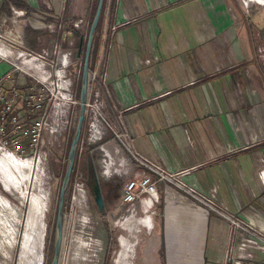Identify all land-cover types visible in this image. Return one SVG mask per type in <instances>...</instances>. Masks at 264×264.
<instances>
[{
  "label": "crops",
  "instance_id": "0c3cea01",
  "mask_svg": "<svg viewBox=\"0 0 264 264\" xmlns=\"http://www.w3.org/2000/svg\"><path fill=\"white\" fill-rule=\"evenodd\" d=\"M24 1L29 7L28 16L20 19L40 33L47 22L61 25V32L56 35L62 34L67 45L62 42L61 52L67 48L69 55L75 49L73 43L76 42L77 50L81 47L84 30H89L100 1L91 52L87 51L86 93L90 88V95L85 93V98L99 103L105 119H118L135 152L149 163L166 171L184 166L194 178H186V182L228 213L254 224L264 220V185L259 178L255 180L256 171L264 169V56L253 50L255 44H264V32L251 22L255 13L253 0H244L246 5L240 6L238 1L243 0H71L67 4H63L65 0ZM41 1L47 4L46 12L39 6ZM8 7L0 9V22L10 16ZM76 19L81 20L80 29L73 26ZM21 24L18 29L22 31ZM44 33L46 37L48 34ZM109 38L114 39L110 46L112 59L105 67ZM85 47L86 42L83 56ZM101 50L105 54L100 59ZM5 68L0 66V70ZM81 69L82 65L80 78ZM86 117L82 113V121ZM82 121L76 144L83 136ZM89 160L94 172L91 156ZM98 163L107 168L106 175L118 171L112 169L111 158H99ZM135 163V170L126 160L118 166L125 164L123 174L127 178L148 173L154 180L155 175L143 163ZM198 181L205 187L214 184L217 188L213 186L207 193L197 185ZM97 184L100 188L98 180ZM169 185L155 182L156 195L158 192L162 198ZM220 188L225 205L212 196ZM100 194L103 200L101 190ZM155 202L156 206L160 204ZM136 203L134 210L139 206L142 212L154 205L146 198ZM251 204L256 207L251 209L254 213L247 209ZM121 205L118 201L117 207ZM195 215L188 216L186 228L181 229L190 237L186 243L189 251L185 252L181 242L177 249L172 245L162 255L165 247L160 239L162 250L153 257L152 264H170L171 250L182 254L178 256L181 260L188 253L190 257L197 255L198 264H224L227 250L231 248L234 253L246 236L241 230L229 233L225 220L215 213ZM138 225L150 229L151 218L123 216L121 227L129 231V236L118 238L115 254L124 251L128 259L135 243L130 236L135 238L133 232ZM196 225L203 230L200 236H193ZM243 261L264 264V253L255 252Z\"/></svg>",
  "mask_w": 264,
  "mask_h": 264
},
{
  "label": "rangeland",
  "instance_id": "374dc122",
  "mask_svg": "<svg viewBox=\"0 0 264 264\" xmlns=\"http://www.w3.org/2000/svg\"><path fill=\"white\" fill-rule=\"evenodd\" d=\"M58 1L61 2L63 0ZM70 1L71 0H65L63 4H67ZM117 2L119 1H116V3ZM238 2H240L239 6L240 4H245L243 3L244 0ZM251 3L252 9H254L255 12L253 17H251V22L258 24L257 28L260 27L264 32V1L260 2L259 0H253ZM46 5V2L44 3L42 1L39 4V6H43L42 10L45 12L47 11ZM11 6L17 8L13 5ZM8 8H10V6ZM27 16L26 13L24 19ZM24 19H20L18 22L20 24L22 23L23 29L22 31L19 29V32L24 47L28 51L40 52L43 50L47 57L50 55L54 46H57L61 51L60 46L63 43L67 45V42L62 40V34L60 33L57 37L56 29L50 30L46 27V24L45 27L40 30L41 33L47 32L49 37L47 35L46 37H41V41H34L31 43L29 41V36L34 29H30L28 23L23 22ZM75 21H77V19ZM53 24H55V26L58 25L57 23ZM81 24L82 23L78 24L76 27L80 29ZM87 30V28L84 30L85 33L82 35L80 41L82 44L81 47L79 46L78 50L76 42L72 44V49H75L70 52V63L68 67L65 68L64 74L66 79L70 78L69 81L71 82L70 91L68 93H75L74 98L77 102L80 80L79 70L84 58L83 49ZM3 35L7 39L10 37L7 33H3ZM10 39L14 40L13 37ZM112 40L114 39L109 38L108 47L105 48V67L112 59V50L110 48L113 42ZM66 50L67 48L63 51ZM253 50L264 56V44H255ZM75 54L77 55L75 56ZM104 54L105 51L101 50L99 55L100 59L104 58ZM90 55L92 56V54ZM17 59L18 61L21 60L20 56ZM14 79L15 86L17 87L19 85L20 90H24L26 85H30V80L24 77V75L15 74ZM5 84L6 86L11 85L10 82H5ZM17 103L20 104L19 101ZM89 104L93 105V107H98V110L93 108L90 112L86 111L87 117L82 121L83 136L81 142L76 144L77 147L74 152V161L69 174L70 177H68L69 180H67L64 188L67 190V194L63 201V209L61 211L62 237L59 244L61 249L57 264H101L105 247L100 246H105L104 242H110L111 246L113 244L112 251L108 255L107 262L109 264H152L154 261L153 257L158 255L161 249L160 239L163 240V246L165 247L162 255L167 254V250L171 249L172 245L177 249L181 242H183L181 245L184 246L185 252L189 251V245L187 246V244L189 243L190 237L187 235L186 230L183 231L181 229L186 228L188 216L191 217L195 214L205 215L208 210L200 201L198 202L192 198L186 191L179 190V188L170 181H162L163 183H170L171 186L169 185L170 187L168 189L165 188L167 192H164L163 195L161 194L162 198L160 197V193L157 192L155 200L161 205L159 204L156 206V202L154 201L155 206L151 205L146 212H142L139 206L137 209L135 208L136 212L134 217L148 215L151 218L150 229L139 225L136 227L135 232H133L135 238L133 239L130 236V240H135V243L133 244V249L128 259L124 251L120 252V254H115L119 249L118 238L120 236H129V231L127 232L121 227V218L127 216L124 209L125 207L123 205L117 207L122 192L121 186L127 178L126 174H123L125 164L121 166H118V164L126 160L129 167H133L135 170V162L140 164H142V162L131 156L123 140L115 136V134L120 133L122 130L118 119H105V116L99 110V103L89 100ZM78 108L79 102L78 104L72 105L70 102L63 101L62 105L58 108L60 111L57 112V124H54L52 121L56 119V116L51 115L47 120V122H52L50 124L55 125L57 132L50 133L48 131H42L38 143V150H35V152L27 150L23 153L22 157L28 155L29 158L34 155L39 157L36 171L30 168V163L27 160H24L25 162L22 163L18 162V164H13L12 160L8 161V168L5 166V163L0 160V264H49L53 250L52 227L55 223L54 218L59 194L58 189L63 177L69 143L76 125ZM19 109L20 116L26 113L25 107ZM97 112H100V114H97ZM100 115L103 118L100 117ZM94 129L102 131V134L95 132ZM97 136H100L99 139H97ZM89 156H91L94 162L93 173L96 174L95 177L97 176L96 179L99 182L103 195L102 211H99L97 206L93 203L87 185L88 167L92 168ZM99 158H106L107 160L111 158L113 160V165H111L113 167L112 169L116 168L118 170L116 171L117 173L110 172V175L104 174L105 168L101 163H98ZM88 163L89 166L87 165ZM183 169H185L184 166L183 168L168 169V171H180ZM258 170L255 173L256 182L258 181ZM34 171L35 176L33 177ZM78 173L81 174L79 180L76 179V174ZM186 178H190L194 181L190 173L184 175L182 180L186 182ZM79 183H82V186H75V184ZM197 183V185H200L207 193L210 192L213 186L217 188L214 184L213 186L205 187L201 185L199 181ZM212 196H214V198L216 197V199L221 202L220 204L225 205V195L221 188L219 190H214ZM136 204L137 203H135V205ZM111 205L114 206V208H112ZM253 208L256 207L251 204L247 209L252 211L251 209ZM144 209L142 205V210L144 211ZM252 212L254 213L255 211ZM155 214L158 215L156 216V220H154ZM155 222L156 225L154 226ZM196 227L198 228L197 231L193 233V236H200L203 230H201L198 225H196ZM35 230L36 233L34 232ZM166 241H168V243H166ZM123 243H125V241ZM170 253L173 255L171 256L172 258L170 257L171 259L168 258V260H172L170 264H198L200 262L197 255L190 257V254L186 253L185 259L181 260L178 256L182 254H179L177 250H171ZM113 257L115 259L114 262ZM122 259L125 260L124 263ZM162 260L163 262L165 261L164 259Z\"/></svg>",
  "mask_w": 264,
  "mask_h": 264
},
{
  "label": "built area",
  "instance_id": "2783aa9c",
  "mask_svg": "<svg viewBox=\"0 0 264 264\" xmlns=\"http://www.w3.org/2000/svg\"><path fill=\"white\" fill-rule=\"evenodd\" d=\"M9 12L10 16L3 17L0 22V45L2 47L4 45L3 49L0 50V66L5 65L6 67L0 70V155L3 157L13 155L21 158L27 150L32 152L38 150L42 131L57 132L55 125L50 124L52 122H47V120L51 115L56 116V119L52 121L57 124V112L60 111L58 108L63 101L70 102L72 105L78 104L79 101L75 100V93H68L71 87L70 81L64 75L65 68L70 63L69 52H61L57 46L53 47L47 57L43 50L40 52L28 51L24 47L18 29L20 17H25L26 11L22 8L10 6ZM80 22L81 20L75 21L73 26L76 27ZM46 27L50 30L56 29V32L61 30L59 24L55 26L53 23H46ZM2 32L7 33L10 37L7 39ZM11 37L14 40L10 39ZM7 42L11 43L13 47L10 52L7 48L9 45ZM19 56L21 60L18 61ZM37 61L41 62L40 66L35 64ZM57 70H60V75L56 72ZM15 74L27 77L30 80V85H26L24 90H20L19 86L15 87ZM89 78L88 86L94 78V72L89 74ZM5 82H10L11 85L7 87ZM86 94L90 95V88ZM18 101L20 104L17 103ZM84 101L83 115L93 108L97 110V107L89 104L88 97ZM21 107H25L26 112L22 116L19 115V108ZM97 114L99 113L97 112ZM100 117L102 116L100 115ZM115 136L123 140L131 156L140 160L155 175L154 180L151 179L148 173L134 174L125 179L121 186L122 192L119 203L125 207L127 216L135 215L134 204L136 201L142 203L145 198L151 204L155 201V182L170 181L180 190L186 191L192 198L198 202L200 201L208 211L223 218L229 233L235 230L246 233L244 239L235 247L234 253H231L230 248L224 254V264H249L243 260L251 258L255 252L264 253V220L260 219V223L254 224L246 219L238 218L230 212L228 213L216 204L211 197L204 195L199 190L197 191L192 184L182 180V177L188 173L187 169L166 171L157 164L149 163L135 152L125 129L115 134ZM80 142L81 138L79 139ZM106 171L108 172L105 167L104 172L106 173ZM80 176L81 174H76V179L79 180ZM258 178L260 183L264 185V169L259 170ZM75 186L80 187L82 183L75 184ZM142 195L146 197H141Z\"/></svg>",
  "mask_w": 264,
  "mask_h": 264
},
{
  "label": "water",
  "instance_id": "95a60500",
  "mask_svg": "<svg viewBox=\"0 0 264 264\" xmlns=\"http://www.w3.org/2000/svg\"><path fill=\"white\" fill-rule=\"evenodd\" d=\"M100 4L101 2L99 1L97 3V6L94 10V15L90 21V25H89V30H88V33H87V36H86V47H85V52H84V59H83V64H82V73H81V78H80V89H79V97H78V101H79V109H78V118H77V121H76V125H75V128H74V133H73V136L70 140V143H69V148H68V151H67V155H66V163H65V167H64V171H63V177H62V180H61V184H60V187H59V194H58V198H57V202H56V205H57V208H56V215H55V223H54V242H53V255H52V258L49 262V264H56L57 262V258H58V255H59V244H60V240H61V237H62V234H61V229H62V219H61V198H62V195H63V192H64V188L66 186V182L68 180V177H69V171H70V168H71V165L73 163V156H74V152H75V149H76V142H77V139H78V136H79V128H80V124H81V121H82V113H83V109H84V103H85V93H86V75H87V69H86V64H87V51L89 49V46H90V40H91V36L94 32V29H95V25H96V22H97V18H98V15H99V8H100ZM89 166V163L87 164ZM88 176H87V185L89 187V190H90V194L92 196V201L93 203L97 206L98 210L101 211L102 210V207H103V203H102V200H101V194H100V189L98 188V184H97V180H96V177H95V174L93 173V169L92 168H89L88 167V172H87Z\"/></svg>",
  "mask_w": 264,
  "mask_h": 264
},
{
  "label": "bare ground",
  "instance_id": "6f19581e",
  "mask_svg": "<svg viewBox=\"0 0 264 264\" xmlns=\"http://www.w3.org/2000/svg\"><path fill=\"white\" fill-rule=\"evenodd\" d=\"M9 45L7 46V48H8V50H9V52L10 51H12V49H13V47H12V44L11 43H9V42H7ZM2 44V43H1ZM3 47H4V45H3ZM3 47L0 45V50H2L3 49ZM23 59V58H22ZM24 59H27V58H24ZM35 64H38V66H40L41 65V62H36ZM60 71V70H59ZM58 70L56 71V72H58V74L60 75V72H59ZM29 156V155H28ZM28 156H25V157H21V158H17V157H15V156H13V155H9V156H6V157H3L2 155H0V160H2L4 163H5V166L8 168V166H7V163H8V161H13V164H18V162H20V163H22V162H25L24 160H27L30 164H29V166H30V168L31 169H34L35 171L37 170V168H38V163H39V157L38 156H33V157H31V158H29ZM32 158H34V159H32ZM35 171H34V175H33V177L35 176ZM30 213H31V211H30ZM30 217V216H29ZM32 218V217H31ZM62 234V233H61ZM59 249H60V246H59ZM60 251V250H59ZM58 257H59V255H58ZM121 262V261H120ZM58 263V258H57V262H56V264Z\"/></svg>",
  "mask_w": 264,
  "mask_h": 264
},
{
  "label": "trees",
  "instance_id": "16d2710c",
  "mask_svg": "<svg viewBox=\"0 0 264 264\" xmlns=\"http://www.w3.org/2000/svg\"><path fill=\"white\" fill-rule=\"evenodd\" d=\"M9 4L13 5L14 7L23 8V9H25L26 12L29 11V7L24 0H1L0 9L1 8H4V9L7 8ZM43 36H45V33L32 31L30 36H29V41L31 43H33L34 41L37 42L38 39H40ZM71 168H72V166H71ZM71 168H70V170H71ZM69 174H70V171H69ZM69 177H70V175H69ZM66 194H67V190L64 189V192H63V195L61 198V204H60L61 205V211L63 209V201L65 199Z\"/></svg>",
  "mask_w": 264,
  "mask_h": 264
},
{
  "label": "flooded vegetation",
  "instance_id": "af4514ba",
  "mask_svg": "<svg viewBox=\"0 0 264 264\" xmlns=\"http://www.w3.org/2000/svg\"><path fill=\"white\" fill-rule=\"evenodd\" d=\"M100 189V188H99ZM101 190V189H100ZM23 216H24V214H23ZM37 231H38V229H37ZM35 233H36V230L34 231ZM52 234H53V242H54V225H53V227H52ZM104 244H105V246L104 245H102V246H100V247H105V249H104V251H103V256H102V258H103V260H101V264H109L107 261H108V255H109V253L112 251V248H113V244H112V246H111V244H110V242H107V243H105L104 242ZM52 249H53V246H52ZM60 249H61V247H60ZM54 250V249H53ZM53 250H52V255H53ZM59 254H60V251H59ZM51 258H52V256H51ZM51 260V259H50Z\"/></svg>",
  "mask_w": 264,
  "mask_h": 264
}]
</instances>
